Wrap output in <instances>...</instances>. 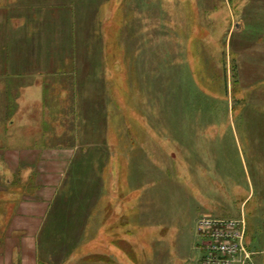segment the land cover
<instances>
[{"label": "rangeland", "instance_id": "obj_1", "mask_svg": "<svg viewBox=\"0 0 264 264\" xmlns=\"http://www.w3.org/2000/svg\"><path fill=\"white\" fill-rule=\"evenodd\" d=\"M15 1L0 0V21H23ZM66 2L81 19L77 7L93 6L85 20L99 37L96 54L83 27L70 60L65 36V129L82 159L58 198V221L73 225L66 264L196 260L206 214L243 216L246 248L264 264V0ZM62 17L71 33L77 20Z\"/></svg>", "mask_w": 264, "mask_h": 264}, {"label": "crops", "instance_id": "obj_2", "mask_svg": "<svg viewBox=\"0 0 264 264\" xmlns=\"http://www.w3.org/2000/svg\"><path fill=\"white\" fill-rule=\"evenodd\" d=\"M17 2L10 13L17 18L24 13L23 21H0V264H66L67 248L50 245L51 211L82 159L80 137L72 140L65 129L66 80L74 78L64 72L65 10L59 2L49 7L38 0L40 19L32 11L39 7L34 0ZM69 54L70 60L76 58L74 49ZM74 82L68 87L71 94L78 93ZM66 141L72 144H57ZM190 251L199 257L186 256L182 264H200V246Z\"/></svg>", "mask_w": 264, "mask_h": 264}, {"label": "built area", "instance_id": "obj_3", "mask_svg": "<svg viewBox=\"0 0 264 264\" xmlns=\"http://www.w3.org/2000/svg\"><path fill=\"white\" fill-rule=\"evenodd\" d=\"M203 257L200 264H254L245 244L246 222L201 215L196 222Z\"/></svg>", "mask_w": 264, "mask_h": 264}, {"label": "trees", "instance_id": "obj_4", "mask_svg": "<svg viewBox=\"0 0 264 264\" xmlns=\"http://www.w3.org/2000/svg\"><path fill=\"white\" fill-rule=\"evenodd\" d=\"M67 0H61L60 2H59V5H62V3H65V5H62V7H64V8H66L65 6H66V2ZM76 3H77V1H76ZM77 5H78V3H77ZM87 7H86V9L85 8H83L84 9V13H81V7L80 6H78L77 7V10H79L80 12H79V14L82 16V14H84L83 16H82V18L83 19H81L80 18V16H78V17H76V15L75 14H77V11L76 12H69V10L67 11V10H65L66 12L65 13H72V16L78 21H75L76 23H74V25H75V27H72V28H70V30L72 31L71 33H69V32H67V31H65V36H66V38H67V34H71L75 39H78V38H81V36H80V33H81V31L83 30V27H84V31H85V33H86V30H88V26L90 25V24H88L87 23V21L89 20V19H87V20H85L86 19V17H85V14L87 15V13L88 14H91V11H92V9L88 6V5H86ZM74 8V7H73ZM71 10V9H70ZM88 10V11H87ZM74 11H75V8H74ZM98 12L99 11H97V13L96 14H98ZM88 17H89V15H87ZM80 19H81V21H80ZM97 22H95V24H96ZM67 30V29H66ZM80 31V32H79ZM87 34H88V37H86L85 39H87L86 40V44H87V42H88V39L89 38H91V39H94V41H96V45H94L95 43H92V46H94V51H95V53L97 54V46H98V43H97V38H99L98 37V27L95 25V27H94V29H93V31L92 32H90L89 30H88V32H87ZM91 39H89V40H91ZM90 45V44H89ZM76 46H78V45H75L74 47H76ZM91 46V45H90ZM74 47H71V49H74ZM77 48V47H76ZM93 51V52H94ZM58 207H60V205L58 204V199H57V201L55 202V205H54V207H53V209H52V211H51V217H53V222H52V226H51V230H53L54 232H53V234H52V236H51V238H50V245H52V247H54V248H57V247H59V249L60 248H62V247H65V248H67V246H66V242H65V240H64V234H66L67 233V231H69V230H72V228H73V225L71 224L69 227L67 226V224H68V222H66V224L63 226V224L62 223H60L59 221H58V219H59V217H57L58 216V213H59V208ZM54 208H58V210H57V212L54 210ZM67 226V227H66ZM246 241V240H245ZM246 243V242H245ZM55 252H57V250L55 249ZM59 252V251H58Z\"/></svg>", "mask_w": 264, "mask_h": 264}]
</instances>
